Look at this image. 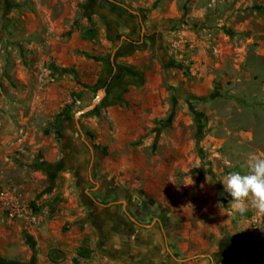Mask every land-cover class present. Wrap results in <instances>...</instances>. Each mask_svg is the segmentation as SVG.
I'll return each mask as SVG.
<instances>
[{"label": "rangeland", "instance_id": "374dc122", "mask_svg": "<svg viewBox=\"0 0 264 264\" xmlns=\"http://www.w3.org/2000/svg\"><path fill=\"white\" fill-rule=\"evenodd\" d=\"M125 39L146 53L153 87V125L135 145L169 176L144 225L164 231L166 257L194 238L208 247L198 256L264 264V216L235 213L220 182L247 174L248 155L264 152V0H0V264H52L34 230L52 214L88 213L102 175L115 180L101 171L88 123L103 114L101 90L121 68ZM64 145L82 146L83 166ZM4 195L25 218H5ZM113 206L130 217L144 209L131 198L97 207ZM87 260L77 264L101 263L96 253Z\"/></svg>", "mask_w": 264, "mask_h": 264}, {"label": "crops", "instance_id": "0c3cea01", "mask_svg": "<svg viewBox=\"0 0 264 264\" xmlns=\"http://www.w3.org/2000/svg\"><path fill=\"white\" fill-rule=\"evenodd\" d=\"M116 19L118 26L127 23L120 11ZM116 56L121 68L113 73L101 90L103 97L98 105L102 104L103 114H95L88 123L94 132L95 146L106 148L101 154V171L111 173L115 180L102 175L98 181V192L103 195L93 200L96 207H92L88 213L71 211L66 215L48 216L42 227L32 233L33 240L43 249L40 250L42 254L50 255L52 264H67V259L70 264H77L81 257L87 260L95 253L100 260L98 262H101L98 264H246L232 259L230 255L220 256L215 261L209 255L198 256L208 247L198 245L194 238L190 242H177L169 246L171 252L178 256L166 257L165 253H169V250L162 241L164 231L160 234L158 228L144 225L142 219L149 216V210L145 208L149 197L155 198L153 194L168 190V168L165 165L156 168L150 166L145 145H135L140 139H145L146 129L153 125L154 120L153 87L152 83L146 81L142 68L146 53L125 39L119 41ZM106 80L105 77L103 81ZM93 91L86 90L81 101H87ZM64 148H69L68 154L77 155L81 160L78 166H83L82 146L64 145ZM109 156L114 160H109ZM81 182L82 177L75 181V185L82 186ZM122 187L141 190L121 194ZM130 198L140 207L144 206V209L130 210L133 217L116 206L97 207L108 201L128 202ZM155 200L162 202L159 197ZM90 237L95 239L96 252H91L92 247H88ZM225 248V252H228L231 245Z\"/></svg>", "mask_w": 264, "mask_h": 264}, {"label": "clouds", "instance_id": "9594fccd", "mask_svg": "<svg viewBox=\"0 0 264 264\" xmlns=\"http://www.w3.org/2000/svg\"><path fill=\"white\" fill-rule=\"evenodd\" d=\"M248 172H232L225 175L220 182L224 190L231 196V209L239 215L249 210L264 216V152L248 155Z\"/></svg>", "mask_w": 264, "mask_h": 264}, {"label": "built area", "instance_id": "2783aa9c", "mask_svg": "<svg viewBox=\"0 0 264 264\" xmlns=\"http://www.w3.org/2000/svg\"><path fill=\"white\" fill-rule=\"evenodd\" d=\"M17 199L14 200L9 199L7 195H4L1 206L5 212V218L8 220L25 218V216L21 213L18 204L16 203Z\"/></svg>", "mask_w": 264, "mask_h": 264}, {"label": "trees", "instance_id": "16d2710c", "mask_svg": "<svg viewBox=\"0 0 264 264\" xmlns=\"http://www.w3.org/2000/svg\"><path fill=\"white\" fill-rule=\"evenodd\" d=\"M102 150L105 152L106 151V148L105 147H102Z\"/></svg>", "mask_w": 264, "mask_h": 264}]
</instances>
